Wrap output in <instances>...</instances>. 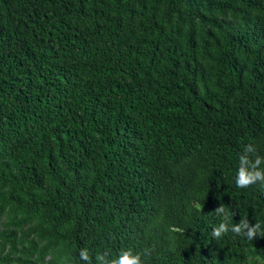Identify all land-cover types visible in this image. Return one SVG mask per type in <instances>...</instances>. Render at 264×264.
<instances>
[{"label":"trees","instance_id":"16d2710c","mask_svg":"<svg viewBox=\"0 0 264 264\" xmlns=\"http://www.w3.org/2000/svg\"><path fill=\"white\" fill-rule=\"evenodd\" d=\"M249 144L264 0H0V264H264V237L211 235L221 204L264 225Z\"/></svg>","mask_w":264,"mask_h":264},{"label":"clouds","instance_id":"9594fccd","mask_svg":"<svg viewBox=\"0 0 264 264\" xmlns=\"http://www.w3.org/2000/svg\"><path fill=\"white\" fill-rule=\"evenodd\" d=\"M254 157V158H253ZM235 185L239 189L251 188L258 185L264 190V156L257 154L256 148L249 144L245 146L242 154L239 155L238 169L235 175ZM214 213L222 217L221 223L212 230V237L220 239L229 232L233 237H243L253 241L257 236L264 237V225L257 221L251 225L248 220H240L238 224L229 227V215L224 205H220ZM234 215V214H233ZM170 231L181 233L178 227H173ZM151 249H144L143 252H134L132 249L121 250L114 258L105 251L95 255L94 260L87 248H81L78 253L79 264H143L142 256H150Z\"/></svg>","mask_w":264,"mask_h":264}]
</instances>
